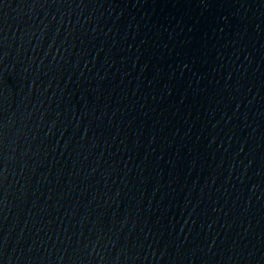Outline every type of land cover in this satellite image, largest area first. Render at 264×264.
<instances>
[{"label":"water","instance_id":"1","mask_svg":"<svg viewBox=\"0 0 264 264\" xmlns=\"http://www.w3.org/2000/svg\"><path fill=\"white\" fill-rule=\"evenodd\" d=\"M0 264H264V0H0Z\"/></svg>","mask_w":264,"mask_h":264}]
</instances>
